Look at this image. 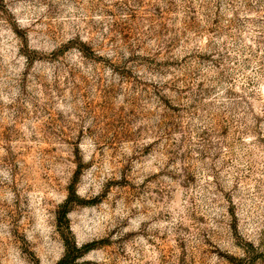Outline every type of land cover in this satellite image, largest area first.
<instances>
[{
  "label": "rangeland",
  "instance_id": "obj_1",
  "mask_svg": "<svg viewBox=\"0 0 264 264\" xmlns=\"http://www.w3.org/2000/svg\"><path fill=\"white\" fill-rule=\"evenodd\" d=\"M87 244L264 264V0H0V264Z\"/></svg>",
  "mask_w": 264,
  "mask_h": 264
},
{
  "label": "trees",
  "instance_id": "obj_2",
  "mask_svg": "<svg viewBox=\"0 0 264 264\" xmlns=\"http://www.w3.org/2000/svg\"><path fill=\"white\" fill-rule=\"evenodd\" d=\"M92 244H87L85 245L84 249H80V248H77V255H73L72 257L69 256V252L66 254V256L58 263V264H67L66 262L69 260H73L76 256H79L81 254H83V252L85 250H88L89 248H91ZM76 248V247H75Z\"/></svg>",
  "mask_w": 264,
  "mask_h": 264
}]
</instances>
